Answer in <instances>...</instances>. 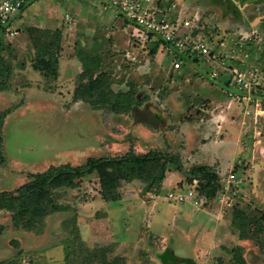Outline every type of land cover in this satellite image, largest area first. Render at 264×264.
I'll return each mask as SVG.
<instances>
[{
    "label": "rangeland",
    "instance_id": "obj_1",
    "mask_svg": "<svg viewBox=\"0 0 264 264\" xmlns=\"http://www.w3.org/2000/svg\"><path fill=\"white\" fill-rule=\"evenodd\" d=\"M237 1L159 3L178 5L183 17L198 18L217 36L230 30L243 32L244 18L246 24L256 21L255 43L243 45L264 69V28L258 25L264 0H256L260 4L254 7L245 4L255 0ZM25 3L12 22L18 34L10 40L3 36L5 50L0 56L8 68L0 86V194L13 195L31 180L30 175L49 167L74 168L93 158L151 154L156 163L147 167L148 173L157 176L163 159L169 157V162L149 193H145L146 180L126 177L118 190L120 199L113 203L97 199L98 177L92 173L73 188L46 191L40 202L45 212L38 218L32 210L15 217L8 203L0 204V264H160L159 260L165 263L175 255L179 257L173 264H188L204 246L209 251L199 264L213 259L224 264H264V171H255L264 169V159L255 168L251 165L252 157L262 154L254 152V136L259 134L264 147V114H256L246 101L227 97L223 86L229 74L219 67L212 69L214 63L199 61L186 64L181 69L186 75H178L170 69L172 54L162 46L154 53V43L137 42L132 23L110 9L101 11L97 0L89 3L99 15L77 21L74 7L64 1L56 2L51 11L44 0ZM67 32L74 36L65 39ZM65 42L70 51L61 60L59 81L47 76L46 70L35 69L55 59ZM71 54L80 60L86 55L82 66L88 75L82 83L79 74L69 71L65 76L69 66L81 70L74 59L70 61ZM212 70L213 82L205 77ZM78 84L95 88L88 94L91 100L116 101L132 89L141 102L126 115L93 109L82 101L73 102ZM259 104V111H264ZM233 126L239 149L224 152L221 147L225 136L233 135ZM234 160L239 163L233 167ZM200 166H206L208 176L199 171V176L191 175ZM194 177L196 182L189 183ZM186 191L193 192L198 205L188 199L181 204L167 201L170 193ZM218 222L226 225L216 233L219 245L193 231L200 224L206 232L212 231ZM198 236V245H204L195 248ZM166 248L171 249L161 259L158 254Z\"/></svg>",
    "mask_w": 264,
    "mask_h": 264
},
{
    "label": "built area",
    "instance_id": "obj_2",
    "mask_svg": "<svg viewBox=\"0 0 264 264\" xmlns=\"http://www.w3.org/2000/svg\"><path fill=\"white\" fill-rule=\"evenodd\" d=\"M26 1L30 0H0V29H3L9 40L18 34V28L13 23ZM97 1L132 23L136 32L132 33V37L137 42L160 41L163 49L172 54L174 71L181 70L188 63H214L212 69L219 67L229 74L225 80V85H229L227 97L238 102L246 101L257 109H254L256 114H264V111L258 109L259 103L264 105V69L259 67L252 51L246 50L243 45V42L255 43L254 31L217 36L214 28L206 30L198 18L181 17L180 9L174 3L161 8L158 0ZM215 70L206 73L209 79L214 78ZM259 88L261 94L257 93ZM187 199L193 205H198L192 191L184 194L170 193L167 201L181 204Z\"/></svg>",
    "mask_w": 264,
    "mask_h": 264
},
{
    "label": "trees",
    "instance_id": "obj_3",
    "mask_svg": "<svg viewBox=\"0 0 264 264\" xmlns=\"http://www.w3.org/2000/svg\"><path fill=\"white\" fill-rule=\"evenodd\" d=\"M160 2V0H159ZM23 4L22 9H24ZM159 6L161 8L166 7L165 5H161L159 3ZM60 37V32H57V34ZM3 36L4 31L3 29H0V56L2 57L3 51L5 50V46L3 45ZM50 38V37H49ZM62 38V37H61ZM60 39V38H58ZM149 43V42H148ZM154 45V53H156V50L159 49L160 46H162V43L160 41L153 42ZM62 44V42H61ZM48 50L52 49V45H50ZM60 52V50H59ZM59 52L56 55L55 59L49 58L47 61L44 62V66H40L34 68L39 71L46 70V75L51 77L53 80L57 78V69H58V62H59ZM41 53V52H40ZM39 56V54H36V58ZM83 59H79L81 63L85 64V58L86 55L83 56ZM173 62V58L171 60ZM42 63V62H41ZM84 66H82V71L78 75V83H82L85 81L84 77L88 75V69H84ZM173 69V66H172ZM98 70V69H97ZM8 72V68L6 67L5 62L0 59V86L4 85L5 83L4 78L6 77ZM179 75L183 77V75H186L184 71L179 70L176 71ZM3 76V80L1 81V77ZM199 77H201V74H198ZM206 79H208V76H205ZM203 79V77H201ZM83 80V81H82ZM213 82V79H209ZM82 84H78L76 89L73 93V102L82 101L88 105H90L93 109H100L105 108L109 112L114 114H131L136 106L140 105L139 96L137 95L136 91L132 89H128L127 91L123 92V94H119V98L116 101H110L109 100H101L100 98L97 100H91V95H88L89 92H95V88H88L84 89L82 88ZM223 88L227 89L229 88V85H224ZM264 89V88H263ZM258 94H261L260 88L257 91ZM102 94V93H101ZM100 95V94H99ZM105 95H108V92L105 93ZM104 95V96H105ZM1 141V140H0ZM1 145V144H0ZM169 157H166L163 159V161L160 163L159 175H150L148 173V168L150 167L151 163H156V160H154L153 155L147 154L144 156H137L133 154H127L123 158H113V159H95L93 160H87L85 164L82 166H77L74 168L70 167H49L47 171L40 173V174H32L30 175L31 180L28 183L23 184L20 188H18L15 192H13V195H9L6 193L0 194V204L2 203H8L6 207H9V210L13 211V216L18 215H24L28 210H32L36 213L37 218L39 216H43L45 212V208L41 207L40 202L44 200L45 193L48 190L58 189L62 187L66 188H73L76 186L77 181L82 180V178L85 175H90L92 173H95L98 177V183H99V192L100 196L97 198L99 200H103L105 202H116L120 199L119 196V187L120 183L127 180L130 181H147V186L145 187V193H149L150 187L158 177L161 179L164 167L169 162L167 159ZM95 159V160H94ZM177 171H180V167H176ZM197 171V172H196ZM198 171L200 174H204L208 176L209 172L207 171L206 166H200L197 168V170L191 172V175L195 176L194 174H198ZM121 172L124 175H121ZM199 176V174H198ZM189 178L188 181L190 182H196L195 179L197 178ZM201 179V178H200ZM199 181V180H198ZM210 185V184H209ZM196 188H198L196 186ZM203 189V188H201ZM200 189V190H201ZM30 220H27L26 225H30ZM239 249V248H238ZM162 261V260H161ZM188 264H195L192 262V260L187 261ZM164 264V263H162Z\"/></svg>",
    "mask_w": 264,
    "mask_h": 264
},
{
    "label": "crops",
    "instance_id": "obj_4",
    "mask_svg": "<svg viewBox=\"0 0 264 264\" xmlns=\"http://www.w3.org/2000/svg\"><path fill=\"white\" fill-rule=\"evenodd\" d=\"M60 2V4H63V1H64V3L66 4V5H68L70 8L71 7H74V11H76L75 12V14H76V19H75V21H77V19H81L82 17H85V16H87V17H91V18H94V15L95 16H98L99 14L97 13V11H96V6L94 7L91 3H89V2H85V1H81V0H75V1H72V0H53V4L50 2V1H48V0H44V4H46L47 6H48V9L51 11V9H52V7L54 6L55 7V4H56V2ZM66 1H68V3H66ZM69 1H71V2H69ZM159 1V0H158ZM233 2H236L237 0H232ZM75 2H76V5H75ZM238 2V1H237ZM242 1L241 0H239V3H241ZM248 3V2H247ZM246 3V4H247ZM59 4V3H58ZM245 4V5H246ZM60 6V5H59ZM99 6H100V10L101 11H103V12H106V11H109V10H107V8H105L104 6H103V4L102 3H100L99 2ZM53 7V8H54ZM179 7V6H178ZM215 7H217V6H215ZM244 7V6H243ZM179 9H180V7H179ZM45 10L48 12L49 10H47L46 8H45ZM110 11L112 12V13H115L117 16H119L118 15V13H116L115 11H113V10H111L110 9ZM95 12V13H94ZM180 13H181V16L183 15V13H182V11H181V9H180ZM224 15V14H223ZM66 16H68V15H66ZM67 21H70V18L68 17V19H67ZM243 21V23H241L240 25H242V27H243V31H254V30H256V24L257 23H255L254 22V24L253 25H251L250 23H247L246 24V21H247V19H243L242 20ZM260 21H261V17H259V20H258V25H260L259 23H260ZM247 26V27H245V25ZM261 26V25H260ZM238 32H241V30L240 31H235V30H230L229 32H226V33H238ZM76 34V33H75ZM67 35L68 36H64V38L65 39H70L71 37H73L74 35H72V32H67ZM131 36V35H130ZM61 37H62V34H61ZM75 37H76V35H75ZM67 43L65 42L63 45H61V51H60V58H59V62H58V71H57V79H58V81L61 79V76H60V70H62V68H61V64H62V59L66 56V55H68V53H69V49L65 46ZM163 47V46H162ZM159 55V54H158ZM73 56V54H71L70 55V61H73V59H74V61L75 62H77L78 64H80L81 65V70H80V68H73L72 66H69L68 67V69L65 71V76L66 75H68L69 74V71H71L72 73L71 74H74V75H77V74H80V72L82 71V63H81V61L77 58V57H72ZM253 57V56H252ZM255 59V58H254ZM68 61V60H67ZM171 70L172 71H174L173 69H172V62H171ZM179 75V74H178ZM233 101V100H232ZM231 106H232V104H229V107L231 108ZM227 108V107H226ZM230 108H228V109H230ZM136 110V108L133 110V112ZM232 110V109H231ZM231 115L233 114V113H230ZM226 116H228V115H226ZM234 123H238L237 121L236 122H234ZM221 127H222V125H221ZM234 128H235V130H234V133H233V135H230L231 133H229V134H227L226 136H225V144H223V146L221 147V150L222 151H229V150H233V151H236V150H238L239 149V143H236L237 141H236V127L235 126H233ZM205 129V128H204ZM220 129H222V128H220ZM225 131V130H224ZM226 134V133H225ZM230 135V136H229ZM254 139H255V141H254V145H253V147H254V152H258V151H260L262 154L260 155H254L252 158L253 159H251V165H252V168H255V167H257L258 166V162H260L262 159H264V147H263V145H262V141H261V138H259V134L258 135H256V136H254ZM213 145H215L216 146V144H213ZM219 147V146H218ZM220 148V147H219ZM235 156V155H234ZM258 157H262V158H258ZM237 160V159H236ZM236 160H234L233 161V163L234 164H232V163H230V165H232L233 167L234 166H236V164L237 163H239V161L237 162ZM255 171H264V169L261 167V168H256L255 169ZM262 172H260V175L262 174ZM217 217V219H218V217H220V216H216ZM199 224V223H198ZM201 225V224H200ZM200 225H197V227H198V229H193V231L194 232H199L200 231V233L201 234H203L204 233V239L208 242V241H212V242H217V244L219 243V237H217V234L216 233H218V229H219V226H225L226 227V225H224V223L223 222H218L216 225H215V229H213V230H215L216 232L214 233V231L212 230V231H210V229H209V231H205L206 230V228L205 229H203ZM170 231V230H169ZM169 231H167L166 233H165V235L166 234H168V232ZM215 234V235H214ZM200 241V239H199V236H198V240H196V242H197V245L195 244V248L196 247H202V245H204V242H202L203 244H201V246L200 245H198V242ZM183 245H185V244H183ZM219 245V244H218ZM204 250L203 251H201V252H199V256H198V258L200 257V260L198 259H196V257H194L193 256V259L192 258H188L189 260H191L192 259V262H194L195 264H199V263H202L203 262V260H204V258L207 256V254H208V248L209 247H206V246H204ZM169 249H171V248H166L165 250H163V251H161L158 255V257H161L160 255L164 252V251H166V250H169ZM175 257L176 258H178L179 256H177V255H175L172 259H170V260H168L167 262H165L164 263V261L163 262H161V260H159V262H160V264H162V263H164V264H173V263H175L176 261H175ZM186 258V257H185ZM161 259H162V257H161ZM196 259V260H195ZM163 260V259H162ZM225 262H220L219 260H216V261H214V259H213V262H211L210 264H224Z\"/></svg>",
    "mask_w": 264,
    "mask_h": 264
},
{
    "label": "flooded vegetation",
    "instance_id": "obj_5",
    "mask_svg": "<svg viewBox=\"0 0 264 264\" xmlns=\"http://www.w3.org/2000/svg\"><path fill=\"white\" fill-rule=\"evenodd\" d=\"M259 4H260V2H257V1L255 0V1L248 2V3L246 4V5H247L246 7H250V6H251V7H254V6H258ZM224 6H225V5H224ZM226 8H227V7H226ZM222 9H223V8H222ZM224 12L226 13V12H227V9H226V11L224 10ZM222 13H223V12H222ZM225 13H224V14H225ZM260 17H261V21H260L259 24H260L261 26H260V25H259V26L262 27V28H264V10H263V13L261 14Z\"/></svg>",
    "mask_w": 264,
    "mask_h": 264
}]
</instances>
